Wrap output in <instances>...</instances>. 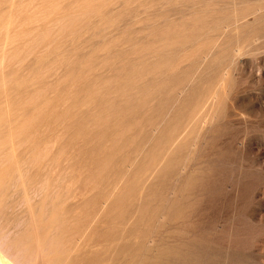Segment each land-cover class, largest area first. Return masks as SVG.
Masks as SVG:
<instances>
[{
    "label": "rangeland",
    "instance_id": "obj_1",
    "mask_svg": "<svg viewBox=\"0 0 264 264\" xmlns=\"http://www.w3.org/2000/svg\"><path fill=\"white\" fill-rule=\"evenodd\" d=\"M260 1L0 0L4 260L264 264Z\"/></svg>",
    "mask_w": 264,
    "mask_h": 264
},
{
    "label": "bare ground",
    "instance_id": "obj_2",
    "mask_svg": "<svg viewBox=\"0 0 264 264\" xmlns=\"http://www.w3.org/2000/svg\"><path fill=\"white\" fill-rule=\"evenodd\" d=\"M261 1H262V0H261ZM261 1H260V2H261ZM262 2H263V1H262ZM261 4H262V3H261ZM261 4H260V5H261ZM169 251H170V250H169ZM183 252H184V251H183ZM183 252H182V253H183ZM192 255H193V254H192ZM4 256H5V255H4ZM178 259H179V258H178ZM178 259H177V260H178ZM17 262H18V261H17ZM0 264H10V263H8L6 260H4V258L0 255Z\"/></svg>",
    "mask_w": 264,
    "mask_h": 264
}]
</instances>
